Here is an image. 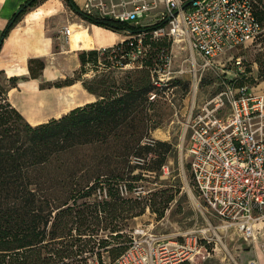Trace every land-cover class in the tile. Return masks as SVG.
<instances>
[{
	"label": "trees",
	"instance_id": "1",
	"mask_svg": "<svg viewBox=\"0 0 264 264\" xmlns=\"http://www.w3.org/2000/svg\"><path fill=\"white\" fill-rule=\"evenodd\" d=\"M36 1L27 0L28 6L14 14L3 37ZM66 1L90 22L132 34L146 31L145 60L135 75H126L117 84L103 70L110 74L118 68L117 61L130 60L128 38L102 52L81 50L80 73L87 72L89 63L95 75L78 79L96 99L36 125L8 98L18 77L0 70V264H115L129 247L130 221L146 209L163 217L181 192L180 178L175 177L168 187L133 194L153 181V174L158 177L174 151L169 141H143L158 126L148 105L166 91L153 84V68L161 64V54L168 52L166 41H171L152 35L162 22L140 27L101 19L83 13L73 0ZM255 14L264 24L263 10L257 7ZM28 67L30 76L37 77L44 61L31 58ZM246 79L242 76L236 85L246 84ZM174 85L173 80L170 87ZM151 93L156 94L154 99ZM150 120L154 125L148 124Z\"/></svg>",
	"mask_w": 264,
	"mask_h": 264
},
{
	"label": "built area",
	"instance_id": "2",
	"mask_svg": "<svg viewBox=\"0 0 264 264\" xmlns=\"http://www.w3.org/2000/svg\"><path fill=\"white\" fill-rule=\"evenodd\" d=\"M186 1L85 0L80 10L93 17L140 27L162 22L152 35L167 36L173 42L185 41L202 58L197 69L195 54L186 59L195 72L215 70L228 63L236 66L234 77L220 81L219 91L200 106L192 103L185 125L187 153L193 187L206 207L224 227H234L245 239L256 242L264 234V90L254 91L247 84L237 86L238 79L246 77L242 59L230 57L222 62L220 57L260 39L263 26L255 14L259 0H191L184 8ZM143 17L147 21L142 22ZM60 32L63 49L71 26H63ZM125 32L129 33L126 38L131 46L127 58H142L146 52L142 36L146 31ZM160 58L161 64L153 68V84L172 91L170 84L185 70L172 69L170 52L162 53ZM119 61L117 67L128 63ZM155 96L151 93L150 98ZM130 235L129 247L115 264H177L191 261L201 246L196 236L179 241L143 226L133 228ZM260 247L264 250V237ZM247 264L258 262L253 258Z\"/></svg>",
	"mask_w": 264,
	"mask_h": 264
},
{
	"label": "rangeland",
	"instance_id": "3",
	"mask_svg": "<svg viewBox=\"0 0 264 264\" xmlns=\"http://www.w3.org/2000/svg\"><path fill=\"white\" fill-rule=\"evenodd\" d=\"M63 4L64 9H62L60 0H37L33 5L38 7L33 12L34 15H39L43 11L44 6L54 9L51 23L55 26V35H59V37L55 39V51L48 64L52 68L61 66L56 57L59 52L64 56L62 60L65 67L63 69L64 75L55 78L51 82L59 87L70 86L74 83L75 85H80V79L90 80L95 75V72L90 70L91 66L89 63L85 66L87 72L81 74L78 59V53L81 50L93 48H82L67 52L69 48H74V44L71 43V45H67L63 49L61 47L60 29L63 21L66 24L79 25L78 23H81L79 20L82 18L66 7L65 1ZM61 16L64 17V20L60 21L59 18ZM147 19V17L140 18L142 22L147 21ZM100 27H104V35L107 41L118 40L120 36H128L125 30L113 29L102 25ZM259 40L246 47L235 48L220 57L222 62L230 57H240L245 68L246 84L254 91L264 90V44L259 43ZM166 42L169 44L168 52L172 55V69L176 70L182 67L185 71L182 75L174 78L175 85L172 87V91L170 89L166 91L169 93L168 97L165 93L164 96L157 97L151 103L152 105H148L147 112L151 114L152 119L156 121L158 126L147 133L143 141H150L151 139L169 141L174 148L173 156H170L161 166L158 177L153 174V181L147 183L146 186H140V190L133 191V194L137 195L138 192H142V194L148 195L155 190L168 187L175 177L180 178L181 192L177 200L170 204L163 217L157 218L156 214L146 209L144 214L130 221L128 229L143 226L156 234L179 241L190 236H196L198 243L201 245L196 256L191 261L177 264H247L249 258L252 257L257 259L258 264H264V250H261L258 245L264 234H261L254 244L252 241L245 239L234 227H224L223 222L206 207L204 201L198 196L191 181L190 169L187 166L189 163L187 153L188 135L185 125L190 108L193 105L192 103L194 102V107L200 106L204 99L219 91L221 89L220 81L224 77H227V79L228 77H234L236 66L228 63L226 66H218L215 70L210 69L203 72L197 70L195 72L186 59L191 58V55L195 54L197 69L202 62L200 55L194 53L185 41L173 42L171 40ZM155 55L156 52L151 57L153 61ZM144 60L142 58L131 59L125 66L114 68L110 74V70L105 69L103 70L104 74H106L105 77L109 79L113 77L117 84H121L126 75H135V70L142 67ZM173 75L178 74L174 73ZM71 82L73 83L68 84ZM72 88H75V86L70 87V89ZM59 92L71 94L69 103L72 102V104L70 105L80 100L79 91ZM70 105L68 107L63 106L66 108L61 113L69 111ZM154 123L150 120L148 124L154 125ZM120 189H122L123 195L128 194L124 186L120 187ZM205 243L207 245H204ZM90 264L96 263L90 261Z\"/></svg>",
	"mask_w": 264,
	"mask_h": 264
},
{
	"label": "crops",
	"instance_id": "4",
	"mask_svg": "<svg viewBox=\"0 0 264 264\" xmlns=\"http://www.w3.org/2000/svg\"><path fill=\"white\" fill-rule=\"evenodd\" d=\"M26 1L27 0H0V39L2 38L0 45V70H2L7 77H18L16 86L9 89L8 98L29 123L36 125L46 122L51 118H57L68 112L56 113V109L58 108L55 110L52 109L54 104H49L48 102H50V99L49 101L45 99L46 97L53 96L55 92L79 91L80 100L69 109L94 101L96 96L89 93L81 83L80 85H75L74 83L70 86L63 87L55 86L51 83L55 78L63 76V69H65L64 63L62 62L64 56L60 52L56 58L61 66L52 68V66L48 64L55 51V39L59 37V35H55V26L51 23V16L54 13V9H49L47 6H44L43 11L39 13V15H34L33 12H35L38 7H29L21 15L20 19L9 29L6 36H2V31L10 23L16 11ZM60 1L63 7L62 9L65 8L63 6L65 1L68 5H66V7L72 11L66 0ZM73 1L75 5L81 8L85 0ZM257 7L264 12V0H259ZM59 20H64V17L61 16ZM79 21L81 22L78 23L79 25H71L72 23L66 24L64 21L61 25V28L67 25L72 26V34H70L71 40L69 38L65 47L72 43L74 44V48H69L67 52L89 47L98 49L104 46H111L122 41L126 37L120 36L118 40L107 41L104 35V27H100L101 25H96L84 18H81ZM262 26L263 31L259 43L264 44V24H262ZM77 36L85 37L87 43L83 46H77ZM31 58H40L45 62L44 68L37 77L30 76L28 65L29 59ZM71 86H75V88L70 89ZM42 97L45 98L43 99ZM31 102L34 104L33 108H29ZM252 243L255 244V242ZM258 245L260 247V242ZM253 258L256 259L255 257L249 259Z\"/></svg>",
	"mask_w": 264,
	"mask_h": 264
},
{
	"label": "bare ground",
	"instance_id": "5",
	"mask_svg": "<svg viewBox=\"0 0 264 264\" xmlns=\"http://www.w3.org/2000/svg\"><path fill=\"white\" fill-rule=\"evenodd\" d=\"M71 34H72V28H71ZM71 36V35H70ZM81 38V39H80ZM87 43V39L83 36H77L76 37V45L77 46H83ZM77 93V92H76ZM71 94L69 93H60V92H55L53 96L51 97H42L43 99H47L49 101L50 99V102H48L49 104L52 103L54 104L52 109H56V113H61L62 111H64V109L66 107H68L70 104H72V102L69 103V100L71 99ZM77 97V96H76ZM40 99V98H39ZM40 101V100H39ZM34 104L33 102H31L29 104V108H33ZM63 106H66V107H63ZM72 106V105H70ZM67 110V109H66Z\"/></svg>",
	"mask_w": 264,
	"mask_h": 264
},
{
	"label": "water",
	"instance_id": "6",
	"mask_svg": "<svg viewBox=\"0 0 264 264\" xmlns=\"http://www.w3.org/2000/svg\"><path fill=\"white\" fill-rule=\"evenodd\" d=\"M191 2V0H188V1H186L184 4H183V7L185 8V7H187L188 5H189V3ZM28 3L29 2H25L17 11H16V14H19L20 12H21V10L24 8V7H26V6H28ZM13 20H14V17L11 19V21H10V23H12L13 22ZM9 23V24H10ZM1 42H2V38L0 39V45H1Z\"/></svg>",
	"mask_w": 264,
	"mask_h": 264
}]
</instances>
